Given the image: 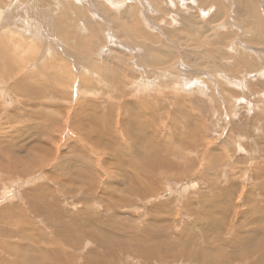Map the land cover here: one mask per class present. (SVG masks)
Returning <instances> with one entry per match:
<instances>
[{"label":"rangeland","instance_id":"obj_1","mask_svg":"<svg viewBox=\"0 0 264 264\" xmlns=\"http://www.w3.org/2000/svg\"><path fill=\"white\" fill-rule=\"evenodd\" d=\"M239 1L0 0V264H264V0Z\"/></svg>","mask_w":264,"mask_h":264},{"label":"bare ground","instance_id":"obj_2","mask_svg":"<svg viewBox=\"0 0 264 264\" xmlns=\"http://www.w3.org/2000/svg\"><path fill=\"white\" fill-rule=\"evenodd\" d=\"M205 1H206V2H209L210 0H205ZM244 1H245V0H244ZM111 2H112V1H111ZM219 2H220V1H219ZM239 2H240V4H241V7H244V8H245V9H244V8H241L240 10L244 9V10H246V11H247V10H251V9H253V8H252V3L255 4V7H254V6H253V7L256 8L255 10L257 11V17H256V13L254 12V14H255V15H254L255 18H253L252 20L255 21V22H257V21L259 20V18H260V16H259V12H258V9H257V7H256L257 3H255L254 0H248V2H247L248 4H247V6L245 7L244 4H245L246 2L244 3L243 0H240ZM131 5H132V4H131ZM12 6H13V5H12ZM133 6H134V5H133ZM135 6H136V5H135ZM257 6H258V5H257ZM246 8H247V9H246ZM54 11H55V10H53V12H54ZM130 11H132V14L137 13L136 10H135L134 8H133V9H130ZM1 12H2V10H1ZM35 12H36V11H35ZM209 12H210V11H209ZM217 12H218V10H217ZM248 12H249V11H248ZM222 15H223V14H222ZM257 18H258V19H257ZM260 19H261V18H260ZM250 20H251V19H250ZM259 22H260V21H259ZM60 23H61V22H60ZM60 23H59V24H60ZM188 23H189V22H188ZM260 23H261V22H260ZM59 24H58V25H59ZM62 24H63V23H62ZM251 25H252V24H251ZM258 25H259V24H258ZM48 26H49V25H48ZM61 26H63V25H61ZM258 27H259V26H258ZM46 28H47V29H51V28H48V27H46ZM62 28H63V27H62ZM258 29H262V30H264V27H263L262 25H260V27H259ZM54 34H55V32H54ZM73 34H74V33H73ZM261 34H262V33H261ZM261 34L259 33V35H256V34H255V35H256L257 38H259ZM56 35H57V34H56ZM255 35H254V36H255ZM20 36H21V35H20ZM252 36H253V35H252ZM252 36H251V37H252ZM7 37H8V36H7ZM63 37H64V36H63ZM73 37H74V36H73ZM251 37H249V38H251ZM249 38H248V39H249ZM262 38H263V40H264V35H263ZM11 39H12V38H11ZM255 39H256V38L254 37V41H255ZM22 41H25V40H22ZM75 42H76V41H75ZM67 44H68V43H67ZM58 45H59V44H58ZM9 46H10V45H9ZM21 46H22V45H21ZM3 47H4V46H3ZM14 47H15V46H14ZM6 48H7V47H6ZM6 48H5V49H6ZM11 48H12V47H11ZM22 48H23V47H22ZM22 48H21V49H22ZM79 48H81V47H79ZM24 49H25V48H24ZM2 50H3L2 47H0V54L2 53ZM82 50H83V49H82ZM3 51H5V50H3ZM22 51H23V50H22ZM14 52H15V51H14ZM20 53H21V52H20ZM24 53H25V52H24ZM47 53H48V52H47ZM4 54H5V53H4ZM17 54H18V53H17ZM6 55H7V54H6ZM21 55H22V54H21ZM21 55H20V56H21ZM24 55H25V54H24ZM31 55H33V54H31ZM4 56H5V55H4ZM18 56H19V55H18ZM20 56H19V57H20ZM22 56H23V55H22ZM145 56H146V55H145ZM5 57H6V56H5ZM23 57H24V56H23ZM23 57H22V58H23ZM26 57H27V56H26ZM47 57H48V56H47ZM64 57H65V56H64ZM149 57H150V56H149ZM6 58H7V57H6ZM8 58H9V57H8ZM12 58H13V57H12ZM33 58H34V57H33ZM61 58H62V57H61ZM144 58H145V57H144ZM151 58H153V63H154V57H151ZM224 59H225V58H224ZM35 60H36V59H35ZM42 60H43V59H42ZM3 61H4V60H3V56H0V67H1V64L3 63ZM5 61L7 62V59H6ZM5 61H4V63H5ZM147 61H148V60H147ZM60 62H62V61H60ZM8 63H10V62L8 61ZM16 63H17V62H16ZM58 63H59V62H58ZM151 63H152V62H151ZM20 64H21V63H20ZM4 65H6V64H4ZM21 65H22V64H21ZM93 65H95V64H93ZM6 66H7V65H6ZM8 66H10V65L8 64ZM252 66H253V65H252ZM12 67H13V65H12ZM15 67H16V66H15ZM18 67H19V66H18ZM63 67H64V66H63ZM1 68H2V67H1ZM14 69H15V68H13V70H14ZM6 70H9V69H6ZM19 70H20V69H19ZM5 72H6V71H5ZM8 72H10V70H9ZM12 73H13V72H12ZM18 73H19V72H18ZM66 73H67V72H66ZM8 74H9V73H8ZM68 75H69V74H68ZM8 76H9V75H8ZM66 79H67V78H66ZM63 80H64V79H63ZM61 83L63 84V82H61ZM63 85H64V84H63ZM4 90H5V89H4ZM80 90H81V89L79 88L78 91H80ZM78 91H77V92H78ZM150 92H151V91H150ZM79 93H80V92H79ZM80 95H81V94H80ZM43 151H44V150H43ZM44 152H46V151H44ZM44 154H45V153H44ZM46 154H48V152H47ZM44 156H45V155H44ZM44 156H43L42 158H44ZM46 156H47V155H46ZM48 156H49V155H48ZM8 158H9V157H8ZM13 158H14V157H13ZM6 159H7V158H6ZM10 159H11V158H10ZM2 160H3V159H2ZM12 160H13V159H12ZM21 160L24 161V159H21ZM0 161H1V160H0ZM7 162H8V161H7ZM18 162H20V161H18ZM10 163H11V162H10ZM14 163H15V162H14ZM20 163H21V162H20ZM24 163H27V162L24 161ZM30 163H31V164H34V162L32 163V161H30ZM11 164H12V163H11ZM11 164H10V165H11ZM31 164H30V165H31ZM146 164H147V163H146ZM2 165H4V164H2ZM2 165L0 164V168H1V169H4V171H6L7 173H10V171H12V168H8L10 165H8V167H5L6 165L3 167ZM13 165H14V164H13ZM15 165H16V164H15ZM127 165H128V164H127ZM17 166H18V164H17ZM17 166H16V167H17ZM131 166H132V165H131ZM131 166H130V167H131ZM154 166H155V165H154ZM20 167H21V165H20ZM30 167H31V166H30ZM33 167H34V166H33ZM18 168H19V166H18ZM24 168H25V167H24ZM34 168H35V167H34ZM14 169H15V168H14ZM141 169H142V168H141ZM20 170H21V168H20ZM151 170H152V168H151ZM149 171H150V170H149ZM149 171H148V172H149ZM16 173H17V172H16ZM18 173H19V172H18ZM27 173H28V172H27ZM131 173H132V172H131ZM152 175H153V174H152ZM128 177H129V176H128ZM142 177H143V176H142ZM135 178H136V177H135ZM134 180H135V179H134ZM143 181H144V180H143ZM128 187H129V186H128ZM129 189H130V187H129ZM130 190H131V189H130ZM8 191H9V190H8ZM131 191H132V190H131ZM88 192H89V191H88ZM88 192H87V193H88ZM137 192H139V191H137ZM88 194H89V193H88ZM14 198H15V197H14ZM52 198H53V197H52ZM47 199H48V198H47ZM12 200H13V199H12ZM43 202H45V201H43ZM46 202H47V201H46ZM55 205H56V204H55ZM7 210H8V209H7ZM5 211H6V210H5ZM55 230H56V229H55ZM63 236H64V235H63ZM263 248H264V247H263ZM260 252H261V251H260ZM260 252H259V253H260ZM263 252H264V251H263ZM209 253H210V252H209ZM259 253H258V254H259ZM244 254H245V253H244ZM247 254H248V253H247ZM247 254H246V255H247ZM149 255H150V254H149ZM241 255H242V254H241ZM259 255H261V254H259ZM237 256H238V255H237ZM142 257H143V256H142ZM142 257H141V258H142ZM144 257H145V255H144ZM206 257H207V256H206ZM242 257H243V256H242ZM242 257H241V258H242ZM241 258H240V259H241ZM261 258H264V256H263V257L261 256ZM220 259H221V258H220ZM254 261H256V260H254ZM258 261H259V260H258ZM263 261H264V260H263ZM208 263H209V262H208ZM254 264H255V263H254ZM259 264H260V262H259Z\"/></svg>","mask_w":264,"mask_h":264},{"label":"water","instance_id":"obj_3","mask_svg":"<svg viewBox=\"0 0 264 264\" xmlns=\"http://www.w3.org/2000/svg\"><path fill=\"white\" fill-rule=\"evenodd\" d=\"M201 14H202V15H205L206 13H205L203 10H201Z\"/></svg>","mask_w":264,"mask_h":264},{"label":"crops","instance_id":"obj_4","mask_svg":"<svg viewBox=\"0 0 264 264\" xmlns=\"http://www.w3.org/2000/svg\"><path fill=\"white\" fill-rule=\"evenodd\" d=\"M199 185H200V182H199Z\"/></svg>","mask_w":264,"mask_h":264}]
</instances>
